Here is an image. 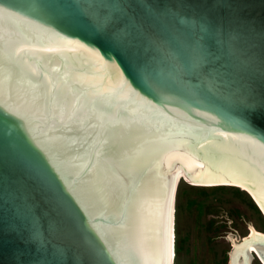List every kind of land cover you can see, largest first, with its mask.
<instances>
[{"label": "water", "instance_id": "95a60500", "mask_svg": "<svg viewBox=\"0 0 264 264\" xmlns=\"http://www.w3.org/2000/svg\"><path fill=\"white\" fill-rule=\"evenodd\" d=\"M181 177L264 212V0H0V264H174Z\"/></svg>", "mask_w": 264, "mask_h": 264}, {"label": "rangeland", "instance_id": "374dc122", "mask_svg": "<svg viewBox=\"0 0 264 264\" xmlns=\"http://www.w3.org/2000/svg\"><path fill=\"white\" fill-rule=\"evenodd\" d=\"M175 264H229L234 244L253 226L264 233V215L244 190L199 187L182 181L176 203ZM253 264H261L255 257Z\"/></svg>", "mask_w": 264, "mask_h": 264}, {"label": "bare ground", "instance_id": "6f19581e", "mask_svg": "<svg viewBox=\"0 0 264 264\" xmlns=\"http://www.w3.org/2000/svg\"><path fill=\"white\" fill-rule=\"evenodd\" d=\"M182 181H185V180H184L182 177L179 178V180H178V182H177V185H176V203H177L178 191H179L180 184H181ZM185 182H186V181H185ZM186 183H187V182H186ZM187 184H188V183H187ZM190 185H192V184H190ZM192 186H198V185H192ZM218 186H230V187L240 188V189L246 191V192H247V193L253 198V200L256 202V204L258 205V207L260 208V210L262 211V213H263V215H264L263 210L261 209V207L259 206V204H258L257 201L255 200V198L253 197V195L251 194V192L249 191V189H247V188H245V187H242V186H239V185H200L199 187H218ZM176 211H177V209H176V207H175V232H176ZM250 229H251V230H250V233H249L250 235L253 234V233H256V234H260V235L264 236V233L258 231V230L255 229L253 226H251ZM175 243H176V235H175ZM236 244H237V243L234 244V247H235ZM234 247H233V249H234ZM254 253H255L254 250H250V254H251V256H252V254H254ZM255 257H256V256H255ZM256 258H257V257H256ZM257 259H258V258H257ZM258 261H260V260L258 259ZM260 263L263 264L262 261H260ZM174 264H175V249H174ZM250 264H253V257H252V260H251V263H250Z\"/></svg>", "mask_w": 264, "mask_h": 264}]
</instances>
